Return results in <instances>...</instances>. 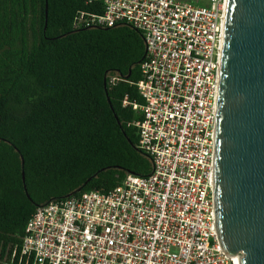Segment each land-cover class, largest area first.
<instances>
[{
    "label": "built area",
    "instance_id": "2783aa9c",
    "mask_svg": "<svg viewBox=\"0 0 264 264\" xmlns=\"http://www.w3.org/2000/svg\"><path fill=\"white\" fill-rule=\"evenodd\" d=\"M77 25L142 30L139 147L148 176L37 208L2 264H240L219 243L213 176L227 0H87ZM114 81V80H113Z\"/></svg>",
    "mask_w": 264,
    "mask_h": 264
},
{
    "label": "trees",
    "instance_id": "16d2710c",
    "mask_svg": "<svg viewBox=\"0 0 264 264\" xmlns=\"http://www.w3.org/2000/svg\"><path fill=\"white\" fill-rule=\"evenodd\" d=\"M95 10L87 0H0V264L38 207L153 171L141 113L124 104L144 102V32L76 24Z\"/></svg>",
    "mask_w": 264,
    "mask_h": 264
},
{
    "label": "water",
    "instance_id": "95a60500",
    "mask_svg": "<svg viewBox=\"0 0 264 264\" xmlns=\"http://www.w3.org/2000/svg\"><path fill=\"white\" fill-rule=\"evenodd\" d=\"M212 192L223 250L264 264V0H227Z\"/></svg>",
    "mask_w": 264,
    "mask_h": 264
}]
</instances>
